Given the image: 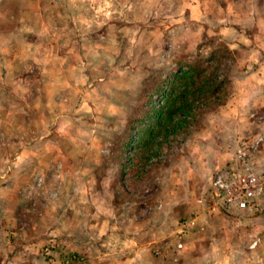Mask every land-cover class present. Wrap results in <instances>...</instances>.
Masks as SVG:
<instances>
[{
    "label": "rangeland",
    "instance_id": "obj_1",
    "mask_svg": "<svg viewBox=\"0 0 264 264\" xmlns=\"http://www.w3.org/2000/svg\"><path fill=\"white\" fill-rule=\"evenodd\" d=\"M88 2L91 20L105 25L64 27L65 5L0 0V264H109L103 254L112 264H264V213L226 214L212 186L241 146L244 164L264 175V106L231 103L237 76L264 60V0ZM56 43L72 52L65 72L47 53ZM199 59L212 84L189 87L190 127L154 135V110ZM92 165L97 187L136 223L104 252L47 231L51 208L70 210L66 194L83 187L71 182L92 178ZM91 201L108 214L101 196ZM116 244L133 245L118 252Z\"/></svg>",
    "mask_w": 264,
    "mask_h": 264
},
{
    "label": "crops",
    "instance_id": "obj_2",
    "mask_svg": "<svg viewBox=\"0 0 264 264\" xmlns=\"http://www.w3.org/2000/svg\"><path fill=\"white\" fill-rule=\"evenodd\" d=\"M88 1L89 0H77L74 2L73 0H48V7H62L63 5H65V7H63V9H66L64 12L65 18L62 17L58 20V23L60 25H64V27H66V25H69L70 28H72V25L80 26L81 23H83L82 21H84V24L88 26L92 23L93 25H105L107 22L104 19L99 21L91 20V13L89 9L91 5L88 4ZM103 1L104 0H97L98 8H102ZM73 3L75 4L73 5ZM192 8L193 15H195L196 19L199 20L202 15V13L200 12V4L197 3L196 5H193ZM67 13H69V16H67ZM72 15L74 16V18ZM98 15L102 16L100 15V13H98ZM34 23L35 22L33 21V24ZM46 23L49 24V21L46 20ZM62 35L64 36L63 42H66V34L63 33ZM59 45L56 43L55 47H52L56 49V47L58 46L56 51L52 50V48H48L47 53L50 54L53 52L52 55L55 57L54 60L59 62L62 61V63L64 64L63 68L65 72L67 71L65 60L69 54H72V52L68 54V48L65 45H62L63 48H61L62 46ZM78 56H81V54ZM44 70V67L40 68L41 73L42 71L44 72ZM233 89L234 97L231 101L232 104H236L238 106H264V60L259 63L257 68H247V71H244L243 76L238 75L236 78V84L234 85ZM235 116L236 114L234 111L232 112L230 119L226 120V123L229 121L230 123H228V125H230ZM212 127L214 128V126ZM216 127L217 128H215V130L210 131L212 135L217 134L220 131V126ZM94 165L97 167L96 164ZM94 165L86 167V169L88 170L89 168L91 170V167L93 169ZM94 169L91 172L92 178L90 179L85 177H80L78 179H76L75 177L73 178V182H71L72 184H81L83 185V187H80V190L77 191V194H75L74 192L66 194V197L69 199L68 208L70 210L66 209L64 215H59L60 212L58 211H60V209L58 207L51 208V210L54 209V211H57L56 223L53 226L49 224V226L47 227V231L54 236L63 238L67 244H83L81 245V249L86 248L88 245L96 244V247L100 248L104 252L103 247L110 246V244L106 243L111 241L112 239H115L118 242L124 240L125 237L127 239L129 233L134 231L133 228L135 227L136 223L132 220L134 216L132 215V210L130 207L126 209V211H120V209L117 208V205H114L110 193H103L97 187L98 181H102L103 179L97 178L93 175V173L95 172ZM85 191L87 192L84 193ZM98 196H101L104 200H106L104 206L109 208L108 214H103L102 211H100V207H98L97 209L96 207L92 206L91 203H89V200H94ZM85 200L87 202H82ZM80 224L84 225V229L80 230L81 228H83V226H81ZM77 236L79 237L77 238ZM76 241L78 242L76 243ZM101 242L105 244H101ZM131 245L133 244H116V246L113 247L115 250L118 249V252H120L122 251V249H124V247H131ZM98 258L101 260H109V264H112L113 261L112 259H109V255L107 256L103 254Z\"/></svg>",
    "mask_w": 264,
    "mask_h": 264
},
{
    "label": "built area",
    "instance_id": "obj_3",
    "mask_svg": "<svg viewBox=\"0 0 264 264\" xmlns=\"http://www.w3.org/2000/svg\"><path fill=\"white\" fill-rule=\"evenodd\" d=\"M253 116V115H252ZM263 138L256 137L249 145L253 152L262 146ZM235 167H224L215 172L212 186L216 199L226 214L242 213L257 215L264 213V175L250 169L245 160V149L239 147L235 152ZM241 164V166L239 165ZM193 220L182 223L181 231L188 230Z\"/></svg>",
    "mask_w": 264,
    "mask_h": 264
},
{
    "label": "trees",
    "instance_id": "obj_4",
    "mask_svg": "<svg viewBox=\"0 0 264 264\" xmlns=\"http://www.w3.org/2000/svg\"><path fill=\"white\" fill-rule=\"evenodd\" d=\"M221 49L223 50L224 47H221ZM202 62L203 61L199 59L193 63L186 64V69H187V71L185 72L186 83H184V86H182V88L175 86L163 97V99H161L164 104L161 107L159 106L154 110L155 122L154 125L151 126L152 133L154 135L155 132L161 133V131L164 132V134L170 133L171 131H173L174 128H178L180 125L183 124H186V127H190L189 125L191 123L189 122L190 121L189 119L191 118L192 113L195 111L193 104L187 98L190 88H194L195 82L197 81H201V83H204L206 85L212 84V82H208V81H212V78L210 77L209 74H207V76H203L208 72V69L206 67H202ZM203 77L205 78L201 80V78ZM222 82L223 80L219 82V85H216L211 89L212 91L211 95L214 96L216 94L219 86L222 85ZM178 114H181L182 116H186V117L182 118L178 122V124L175 123V125H173L172 120ZM143 139L144 137L141 138L139 145L145 148L147 145V140L145 139L143 140Z\"/></svg>",
    "mask_w": 264,
    "mask_h": 264
}]
</instances>
